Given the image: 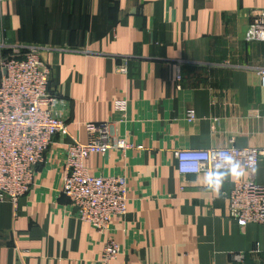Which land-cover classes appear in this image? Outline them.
<instances>
[{"label":"crops","instance_id":"1","mask_svg":"<svg viewBox=\"0 0 264 264\" xmlns=\"http://www.w3.org/2000/svg\"><path fill=\"white\" fill-rule=\"evenodd\" d=\"M263 7L264 0H4L0 56L12 54L10 46L42 48L52 88L66 101L68 132L55 137L31 192L17 204L0 202V264H264L263 226L241 227L229 212L228 194L248 169H217L211 181L182 175L176 156L264 148V42L248 38L252 12ZM118 101L127 102L119 122ZM107 121L118 122L115 137L142 148L85 161L91 175L128 181L126 216L101 233L77 216L63 176L67 146L88 142V123ZM256 181L264 184V158ZM109 239L121 253L105 263Z\"/></svg>","mask_w":264,"mask_h":264},{"label":"built area","instance_id":"2","mask_svg":"<svg viewBox=\"0 0 264 264\" xmlns=\"http://www.w3.org/2000/svg\"><path fill=\"white\" fill-rule=\"evenodd\" d=\"M3 1L0 0V7ZM252 14L254 22L248 38L264 42V7ZM10 47L12 54L0 56V202L17 204L21 197L31 192L38 165L46 161L55 137L67 133L68 126L67 115L63 114L66 101L52 88L53 71L42 48ZM258 74L264 81V66ZM116 109L118 122L123 121L127 102L118 101ZM188 116L193 120L196 115L191 110ZM118 122L88 123V142L74 140L66 148L63 193L77 207V216L101 233L110 229L114 217L126 216L128 181L120 175H91L85 161L95 153L142 148V145L136 146L125 138L114 136ZM176 156L182 175L205 173L210 180L217 169L247 168L249 178L234 182L228 194L230 216L241 227L258 223L264 228V184L256 181L264 148L230 145L215 149H183L177 150ZM120 253V244L109 239L102 260L110 263Z\"/></svg>","mask_w":264,"mask_h":264},{"label":"trees","instance_id":"3","mask_svg":"<svg viewBox=\"0 0 264 264\" xmlns=\"http://www.w3.org/2000/svg\"><path fill=\"white\" fill-rule=\"evenodd\" d=\"M5 53V52H4ZM10 54L6 55V56H9Z\"/></svg>","mask_w":264,"mask_h":264},{"label":"rangeland","instance_id":"4","mask_svg":"<svg viewBox=\"0 0 264 264\" xmlns=\"http://www.w3.org/2000/svg\"><path fill=\"white\" fill-rule=\"evenodd\" d=\"M2 44V43H1Z\"/></svg>","mask_w":264,"mask_h":264}]
</instances>
